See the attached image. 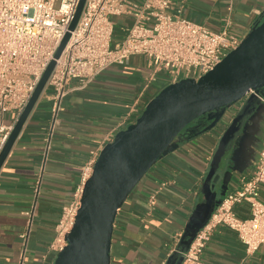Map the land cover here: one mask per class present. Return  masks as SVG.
Returning <instances> with one entry per match:
<instances>
[{"label": "crops", "instance_id": "1", "mask_svg": "<svg viewBox=\"0 0 264 264\" xmlns=\"http://www.w3.org/2000/svg\"><path fill=\"white\" fill-rule=\"evenodd\" d=\"M171 1L174 11L181 9L183 17L213 31L228 27L241 39L264 12V0ZM122 37V33H115L114 42ZM150 73L146 57L133 55L125 65L110 66L87 88L69 94L42 173L45 127L51 113L46 93L41 95L0 168V264L18 261L22 249L20 235L29 228L26 212L35 201L25 262L54 264L56 253L50 245L55 226L63 207L73 200L83 182L84 167L106 136L116 133L135 104L144 106L167 86L168 79L161 73L146 87ZM261 94L264 96V90ZM230 110L234 114L227 116V109L220 124L225 117L229 124L239 111ZM12 118L13 114L7 113L4 121L9 123ZM228 124L217 134L216 127L199 135V130L186 129L181 134L184 141L164 154L144 175L118 210L111 264H166L188 226L201 218L200 203L207 200L205 180ZM263 140L264 102L211 177L213 181L219 175L213 189L218 191L217 200L251 178ZM259 191V199L264 202V185ZM154 192L157 205L151 209L148 198ZM236 213L242 219L250 217L249 203L238 205ZM201 264H264V244L253 254H247L237 232L221 225L213 231L201 255Z\"/></svg>", "mask_w": 264, "mask_h": 264}, {"label": "built area", "instance_id": "2", "mask_svg": "<svg viewBox=\"0 0 264 264\" xmlns=\"http://www.w3.org/2000/svg\"><path fill=\"white\" fill-rule=\"evenodd\" d=\"M79 2L61 0L56 6V0H0V154L45 70L55 59L63 38L70 32L43 92L50 101L51 116L45 127L41 173L50 158L66 97L87 88L110 66L125 65L131 56L142 55L151 68L146 87L161 73L168 79L167 85L186 78L199 80L242 41L228 27L213 31L183 17L181 9L174 11L171 0H86L75 29L70 30ZM118 18L125 21L121 27L123 37L114 42ZM254 92L251 90L248 95ZM257 96L264 102L262 94ZM146 104L142 107L135 104L116 133L121 126L126 128L128 121L135 122ZM7 113L13 114L9 123L4 121ZM116 133L106 136L93 159L84 167L83 182L73 200L62 209L50 245L56 257L68 244L67 235L75 224L84 185L92 175L100 151L113 141ZM261 185H264V140L251 178L221 198L207 224L183 253L182 264H201V255L213 231L221 225L237 232L247 254L256 252L264 244V202L259 199ZM39 187L40 180H37V194ZM243 202L250 205V217L245 219L236 213V207ZM148 205L151 209L156 207V192L149 195ZM35 206L36 201L26 212L29 228L20 235L21 254L14 264H26Z\"/></svg>", "mask_w": 264, "mask_h": 264}, {"label": "water", "instance_id": "3", "mask_svg": "<svg viewBox=\"0 0 264 264\" xmlns=\"http://www.w3.org/2000/svg\"><path fill=\"white\" fill-rule=\"evenodd\" d=\"M86 0H80L70 30H74ZM70 38L68 32L56 54L57 59ZM52 60L40 79L29 103L20 115L0 154V168L19 136L25 122L43 94L55 67ZM264 88V12L240 45L229 52L215 68L199 80L182 79L162 88L145 106L135 122L120 130L107 143L86 181L75 224L67 235L68 244L54 264H111V248L118 210L144 175L170 149L184 141L182 132L196 119L206 116L209 124L197 135L212 131L222 121L226 110L244 99L243 105L223 132L205 180L206 203H200L201 218L191 223L166 264H182L197 233L207 224L217 200L215 188L220 157L231 149L251 112L262 103L257 94ZM253 90L254 93L248 95ZM248 95V96H247ZM233 136L227 143L229 134ZM225 196V195H224Z\"/></svg>", "mask_w": 264, "mask_h": 264}, {"label": "flooded vegetation", "instance_id": "4", "mask_svg": "<svg viewBox=\"0 0 264 264\" xmlns=\"http://www.w3.org/2000/svg\"><path fill=\"white\" fill-rule=\"evenodd\" d=\"M262 90H264V88H262L261 89V91ZM261 107V104H259L257 107H256V109L255 110H253V112H251L250 113V115L248 116V118L246 119V121L244 122V124H243V127H242V129H241V131L239 132V134L237 135V137H236V139L234 140V142H233V144L231 145V149H233L235 146H236V143H237V141H238V139H239V137H240V135H241V132H242V130L244 129V127L246 126V124L248 123V121H249V119L251 118V117H253V115L256 113V111L259 109ZM236 114L237 113H235V115H234V117L236 116ZM233 117V118H234ZM233 118H232V120H233ZM232 120L230 121V123L232 122ZM230 123L227 125V127H226V129L228 128V126L230 125ZM209 124V121L207 120V117L206 116H202V117H200V118H198V119H196L194 122H192L186 129H188V128H192L193 130H201V129H203L205 126H207ZM186 129L184 130V131H186ZM183 131V132H184ZM233 136V133L231 134H229L228 135V137L227 138H225V142L227 143V145L225 146V148H227L228 149V147L230 146L229 145V140L231 139V137ZM230 149V150H231ZM229 150V151H230ZM228 151H226L221 157H220V160H219V162H218V166H219V168L222 166V164H223V159H224V157H225V154L227 153ZM218 168V169H219Z\"/></svg>", "mask_w": 264, "mask_h": 264}, {"label": "rangeland", "instance_id": "5", "mask_svg": "<svg viewBox=\"0 0 264 264\" xmlns=\"http://www.w3.org/2000/svg\"><path fill=\"white\" fill-rule=\"evenodd\" d=\"M60 1L61 0H56V6H58L59 5V3H60ZM243 102H244V99L243 100H241L240 102H237V103H234L233 105H231L229 108H228V113H227V116H231V115H233L234 114V112L232 111V110H230V109H233V110H236V111H238V110H240L239 109V107H241L242 105H243ZM227 117H225V119L223 120V122L221 123V124H219L216 128H215V130H217V132H216V134L219 132V130L220 129H222V126H226V124H228V118L226 119ZM214 132V131H213Z\"/></svg>", "mask_w": 264, "mask_h": 264}, {"label": "trees", "instance_id": "6", "mask_svg": "<svg viewBox=\"0 0 264 264\" xmlns=\"http://www.w3.org/2000/svg\"><path fill=\"white\" fill-rule=\"evenodd\" d=\"M116 22H117V28H116L115 33L120 32V33L123 34V31L121 30V27H122L123 24H125V21L123 19H121V18H118Z\"/></svg>", "mask_w": 264, "mask_h": 264}]
</instances>
